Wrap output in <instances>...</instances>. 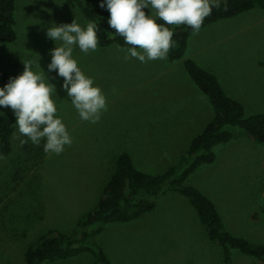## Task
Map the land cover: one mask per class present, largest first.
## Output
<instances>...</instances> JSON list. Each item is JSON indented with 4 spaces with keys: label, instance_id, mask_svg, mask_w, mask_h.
I'll list each match as a JSON object with an SVG mask.
<instances>
[{
    "label": "rangeland",
    "instance_id": "rangeland-1",
    "mask_svg": "<svg viewBox=\"0 0 264 264\" xmlns=\"http://www.w3.org/2000/svg\"><path fill=\"white\" fill-rule=\"evenodd\" d=\"M14 16L17 40L0 44V74L11 77L20 75L22 61L29 59L36 62L33 71L47 70L55 43L45 33L53 22L71 23L75 17L81 25L87 22L68 0H16ZM73 56L106 95L108 110L98 123L82 121L61 90L63 78L49 74L57 88V115L73 143L60 155L45 153L43 140L40 146L21 143L27 138L16 128L14 151L0 155V264H24L26 250L49 230L79 231L121 153L130 154L138 170L161 175L213 120L209 98L186 73L183 60H126L119 47H98L88 54L76 48ZM185 58L217 75L226 92L244 105L247 117L264 113V11L199 30ZM0 113L13 111L0 108ZM234 133L232 141L217 148L216 161L198 169L189 184L212 199L233 235L264 242V145L238 128ZM30 156V163L20 161ZM11 169L14 182L8 189L2 183ZM157 201L152 213L111 224L102 234L100 242L113 264H221L220 249L184 196L167 192ZM45 264H94V257L83 253ZM234 264L264 263L235 252Z\"/></svg>",
    "mask_w": 264,
    "mask_h": 264
},
{
    "label": "trees",
    "instance_id": "trees-1",
    "mask_svg": "<svg viewBox=\"0 0 264 264\" xmlns=\"http://www.w3.org/2000/svg\"><path fill=\"white\" fill-rule=\"evenodd\" d=\"M75 3L85 19L98 26L97 36L100 48H127L124 39L114 34L107 20L110 13L101 8L100 0H68ZM16 0H0V44L17 40L15 31ZM252 10L264 11V0H223L213 8L212 15L205 18L201 29L212 27L220 22L233 20ZM158 23L163 24L161 20ZM174 32L173 46L167 58L171 61L183 60L186 73L197 88L205 94L212 105L214 117L203 132L192 139L186 153L180 160L161 175H151L137 169L130 154L123 152L117 159L114 175L107 183L96 207L79 223V231L68 235L60 230H49L40 236L36 245L29 247L24 256V264H45L68 260L83 253L94 257V264H113L100 237L111 224L135 222L152 213L157 198L167 192L184 196L195 209L208 239L222 253L221 264H234V253L264 263V242H254L233 235L226 227L217 206L207 195L189 184L198 169L213 164L217 159L216 150L235 138L234 129L248 135L260 145H264V113L246 116L244 105L230 96L217 75L198 64L194 59L185 58L189 40L196 33L186 25H165ZM200 29V30H201ZM13 62V61H10ZM16 64V62H15ZM3 84L12 78L7 72L0 74ZM13 113H0V155L8 157L14 151L16 133ZM24 159V158H23ZM22 163H30L28 159ZM19 162V164H21ZM15 170H10V172ZM14 176L9 175L3 183L10 188Z\"/></svg>",
    "mask_w": 264,
    "mask_h": 264
},
{
    "label": "clouds",
    "instance_id": "clouds-1",
    "mask_svg": "<svg viewBox=\"0 0 264 264\" xmlns=\"http://www.w3.org/2000/svg\"><path fill=\"white\" fill-rule=\"evenodd\" d=\"M219 5L220 0H100L99 6L110 13L107 24L114 34L123 37L124 44L130 46L121 49L125 52L124 58L146 63L167 58L174 32L165 25H186L198 32L205 18ZM97 31L94 21L81 25L76 17L71 23L57 25L53 22L45 33L55 43L49 53L51 61L47 70L33 71L34 60L22 61L24 71L0 87V108L13 111L18 132L27 138L21 143L31 141L40 146L43 140L45 153L55 155H60L73 143L66 125L57 115L53 100L57 88L50 82V73L63 78L61 90L67 93L82 121L98 123L102 112L108 110L106 95L95 86L94 79L81 70L73 56L76 48L85 54L97 50Z\"/></svg>",
    "mask_w": 264,
    "mask_h": 264
}]
</instances>
